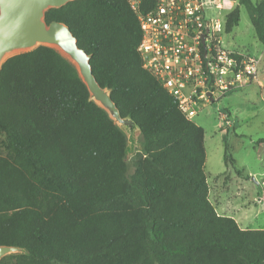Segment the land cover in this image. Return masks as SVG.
I'll use <instances>...</instances> for the list:
<instances>
[{
	"label": "trees",
	"instance_id": "16d2710c",
	"mask_svg": "<svg viewBox=\"0 0 264 264\" xmlns=\"http://www.w3.org/2000/svg\"><path fill=\"white\" fill-rule=\"evenodd\" d=\"M264 44V0H238ZM91 54L93 73L123 116L128 138L90 99L54 47L9 57L0 70V264H264V229L242 228L209 197L205 130L143 66V30L128 0H73L46 12ZM224 162L235 163L225 141ZM132 169V171H130Z\"/></svg>",
	"mask_w": 264,
	"mask_h": 264
},
{
	"label": "rangeland",
	"instance_id": "374dc122",
	"mask_svg": "<svg viewBox=\"0 0 264 264\" xmlns=\"http://www.w3.org/2000/svg\"><path fill=\"white\" fill-rule=\"evenodd\" d=\"M256 1V0H254ZM221 9L212 7L211 16L226 21L238 0H221ZM240 21L223 34L227 47L258 59L257 77L248 85L200 105L192 120L205 130L209 197L217 211L233 217L242 228L264 229V44L256 36L249 13L240 5ZM129 151L130 160L139 150ZM3 137L0 136V151ZM225 141L235 163L224 162ZM132 171V169H130Z\"/></svg>",
	"mask_w": 264,
	"mask_h": 264
},
{
	"label": "built area",
	"instance_id": "2783aa9c",
	"mask_svg": "<svg viewBox=\"0 0 264 264\" xmlns=\"http://www.w3.org/2000/svg\"><path fill=\"white\" fill-rule=\"evenodd\" d=\"M221 0H128L143 34L138 50L151 71L193 118L200 105L248 85L258 59L223 41L226 21L211 16Z\"/></svg>",
	"mask_w": 264,
	"mask_h": 264
},
{
	"label": "water",
	"instance_id": "95a60500",
	"mask_svg": "<svg viewBox=\"0 0 264 264\" xmlns=\"http://www.w3.org/2000/svg\"><path fill=\"white\" fill-rule=\"evenodd\" d=\"M73 0H0V70L11 56L30 51L40 45L54 47L77 68L86 84L90 99L103 107L113 121L127 135V157L141 134L138 123L130 116H123L111 95L93 73L92 55L78 45L77 37L69 25L62 21H46V12ZM139 146L141 144L139 143ZM18 246L0 245V261L12 253L23 252Z\"/></svg>",
	"mask_w": 264,
	"mask_h": 264
},
{
	"label": "crops",
	"instance_id": "0c3cea01",
	"mask_svg": "<svg viewBox=\"0 0 264 264\" xmlns=\"http://www.w3.org/2000/svg\"><path fill=\"white\" fill-rule=\"evenodd\" d=\"M234 1H237V0H233V2H234ZM223 215H224V214H223Z\"/></svg>",
	"mask_w": 264,
	"mask_h": 264
}]
</instances>
